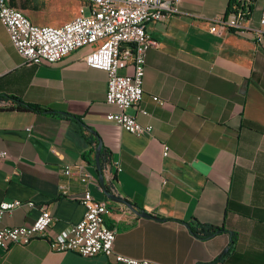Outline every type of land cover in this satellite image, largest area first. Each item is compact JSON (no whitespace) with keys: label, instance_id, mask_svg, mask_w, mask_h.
<instances>
[{"label":"crops","instance_id":"obj_1","mask_svg":"<svg viewBox=\"0 0 264 264\" xmlns=\"http://www.w3.org/2000/svg\"><path fill=\"white\" fill-rule=\"evenodd\" d=\"M172 1L176 13L146 27L157 47L145 55L141 102L127 112L152 128L140 136L106 121L116 110L105 102L106 74L82 62L89 48L53 65L27 66L0 23V96L61 115L11 110L10 101H0V152L7 156L0 161V202L23 203L2 217L0 229L29 225L40 209L52 217L46 240L0 250V264H117L115 255L157 264H264V41L209 32L231 0ZM8 4L34 25L52 27L73 20L82 6L81 0ZM260 8L255 0L253 29ZM96 157L112 173L111 180L102 173L103 185ZM66 165L83 166L88 183L64 176ZM85 190L110 211L111 256L49 248L48 241L82 220ZM192 222L225 232L202 241L190 232Z\"/></svg>","mask_w":264,"mask_h":264},{"label":"built area","instance_id":"obj_2","mask_svg":"<svg viewBox=\"0 0 264 264\" xmlns=\"http://www.w3.org/2000/svg\"><path fill=\"white\" fill-rule=\"evenodd\" d=\"M255 0H231L226 17L209 22V32L248 35L256 43L264 41V0L257 29L249 25L251 7ZM79 14L59 27L34 25L21 11L11 7L8 0H0V23L6 29L9 41L23 64L37 66L42 63H59L70 53L89 48L82 58L89 68L106 74L107 105L115 112L106 115L108 122L122 130L140 136L150 134V126H142L127 112L137 108L143 97L144 60L149 49L157 43L147 33L149 23L159 22L176 13L172 0H81ZM120 69L127 72L120 73ZM145 116L147 112L140 110ZM168 147L163 146L162 155L167 156ZM0 152V161L6 159ZM117 171L119 168L117 167ZM103 175L112 179L108 168ZM66 177H76L87 184L89 176L83 166L66 165L62 169ZM84 208L82 220L48 241L50 250L57 253H74L83 258L113 255L115 230L105 225L110 215L106 203L93 199L85 190L80 198ZM25 204V203H24ZM32 208L34 204H25ZM23 206L20 201L0 202V220L5 214ZM52 222L51 214L40 209L38 216L29 225L0 229V250L8 251L13 246H27L34 240H46ZM117 264H157L148 260H136L115 255Z\"/></svg>","mask_w":264,"mask_h":264},{"label":"trees","instance_id":"obj_3","mask_svg":"<svg viewBox=\"0 0 264 264\" xmlns=\"http://www.w3.org/2000/svg\"><path fill=\"white\" fill-rule=\"evenodd\" d=\"M0 101H10L14 105V108H11V110L13 109L16 111H21V112H32V113H36V114H40V115H53V116H58V117L61 116V115H58L56 112L44 110V109L39 108L38 106L23 104L15 98L0 96ZM65 116H66V114H65ZM87 141L89 144H92L89 139H87ZM188 228H189L190 232L197 239L202 240V241L208 240L215 235H218V234L225 232L224 229L221 227L199 224L197 222L190 223L188 225ZM232 247H233V240L230 243L228 251L231 250Z\"/></svg>","mask_w":264,"mask_h":264},{"label":"water","instance_id":"obj_4","mask_svg":"<svg viewBox=\"0 0 264 264\" xmlns=\"http://www.w3.org/2000/svg\"><path fill=\"white\" fill-rule=\"evenodd\" d=\"M99 148H100V146H99ZM98 150H99V149H98ZM96 169H97V171H98V173H99L98 180H99L100 184L103 185L102 167H101V165L99 164L97 157H96ZM109 197H110L112 200H115V201H118V202H120V203H123V204L127 205L129 208H131L130 205H129L128 203H126L125 201H123V200H121V199H118V198H116V197H114V196H109ZM131 209H132V208H131ZM132 210H133V209H132ZM136 213H137V212H136ZM138 214H139L140 216H142V217H145V218H151V219H154V217H153L152 215H149V214H147V213H145V212L138 213Z\"/></svg>","mask_w":264,"mask_h":264}]
</instances>
